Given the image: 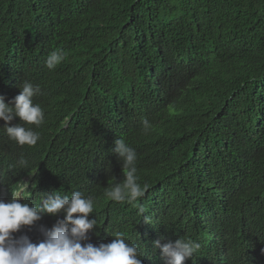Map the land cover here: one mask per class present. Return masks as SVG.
<instances>
[{"label":"trees","instance_id":"16d2710c","mask_svg":"<svg viewBox=\"0 0 264 264\" xmlns=\"http://www.w3.org/2000/svg\"><path fill=\"white\" fill-rule=\"evenodd\" d=\"M56 48L68 59L49 70ZM23 81L45 122L25 125L41 137L29 147L0 120V183L55 161L64 191L94 199L82 246L123 232L142 264H164L152 241L192 238L184 264H264V0H0L6 103ZM121 135L147 185L133 203L104 195L123 178Z\"/></svg>","mask_w":264,"mask_h":264},{"label":"clouds","instance_id":"9594fccd","mask_svg":"<svg viewBox=\"0 0 264 264\" xmlns=\"http://www.w3.org/2000/svg\"><path fill=\"white\" fill-rule=\"evenodd\" d=\"M67 59L68 53L56 48L47 56L45 66L55 70ZM18 87L19 94L9 103L0 95L2 128L16 144L34 147L40 133L25 125L39 128L45 122L44 109L33 102L41 90L29 81ZM16 117L23 124L11 125ZM151 129V122L142 120L141 131L147 134ZM111 151L121 163L123 178H115L104 195L113 202L133 203L147 191V185L137 182L136 150L121 135ZM18 165L27 167V159L20 157ZM63 185L62 172L55 161L46 162L44 171L32 170L23 175L14 185L0 183V264H142L140 249L128 243L123 232H115L109 243L82 246L89 230L97 225V219H89L94 212V199L80 191L68 194ZM144 213L145 208L139 206L138 214ZM143 221L151 224L148 216ZM163 239L162 236L152 241V246L160 250L164 264H184L201 247L192 238L180 237L162 244Z\"/></svg>","mask_w":264,"mask_h":264}]
</instances>
